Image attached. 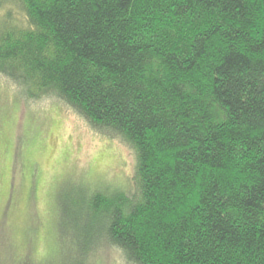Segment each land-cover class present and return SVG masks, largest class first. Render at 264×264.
<instances>
[{
    "label": "trees",
    "instance_id": "obj_1",
    "mask_svg": "<svg viewBox=\"0 0 264 264\" xmlns=\"http://www.w3.org/2000/svg\"><path fill=\"white\" fill-rule=\"evenodd\" d=\"M0 10L1 80L135 154L133 190L71 199L98 218V244L132 264H264V0Z\"/></svg>",
    "mask_w": 264,
    "mask_h": 264
},
{
    "label": "rangeland",
    "instance_id": "obj_2",
    "mask_svg": "<svg viewBox=\"0 0 264 264\" xmlns=\"http://www.w3.org/2000/svg\"><path fill=\"white\" fill-rule=\"evenodd\" d=\"M43 101H26L0 78V264H84L95 243L87 264H132L98 244V218L71 199L116 192L113 183L133 190V150L57 96Z\"/></svg>",
    "mask_w": 264,
    "mask_h": 264
}]
</instances>
